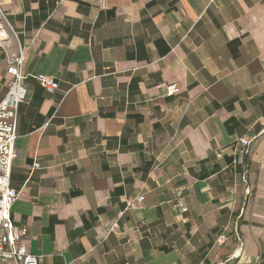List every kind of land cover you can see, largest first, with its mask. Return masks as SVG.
<instances>
[{"label":"crops","instance_id":"1","mask_svg":"<svg viewBox=\"0 0 264 264\" xmlns=\"http://www.w3.org/2000/svg\"><path fill=\"white\" fill-rule=\"evenodd\" d=\"M0 21V100L20 46L27 87L11 217L39 264H264V0H0Z\"/></svg>","mask_w":264,"mask_h":264},{"label":"built area","instance_id":"2","mask_svg":"<svg viewBox=\"0 0 264 264\" xmlns=\"http://www.w3.org/2000/svg\"><path fill=\"white\" fill-rule=\"evenodd\" d=\"M6 26L12 29L9 22L0 21V46L2 47L9 38ZM24 60L25 52L20 46L18 52L8 59L7 72L11 78L8 82L7 91L0 100V264H6L9 260L13 264H39V256L28 250V244L25 241L27 230L15 224L11 217L12 207L21 193L20 190L12 186L11 176L15 157V142L18 136L19 107L27 97V87L24 83L26 75L23 72ZM35 77L47 92L52 93L59 88V81L53 75L40 73ZM178 91L179 87L176 83H170L166 88L167 95H173ZM251 140L247 136L239 138L234 146L233 166L237 164L245 166ZM34 167H40L39 163L36 162ZM243 177L245 179V176ZM144 198V195L127 198L125 206L118 212V216L122 217L127 210L138 207ZM175 208L179 212L187 210V204L183 197L179 196L176 199ZM118 226L116 221L114 227ZM233 232L235 236H240L238 220L234 222ZM226 240V234H221L218 237L220 242ZM241 250L242 247H239L234 254L241 252Z\"/></svg>","mask_w":264,"mask_h":264},{"label":"rangeland","instance_id":"3","mask_svg":"<svg viewBox=\"0 0 264 264\" xmlns=\"http://www.w3.org/2000/svg\"><path fill=\"white\" fill-rule=\"evenodd\" d=\"M6 264H13L11 260L7 261Z\"/></svg>","mask_w":264,"mask_h":264}]
</instances>
